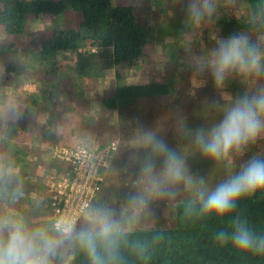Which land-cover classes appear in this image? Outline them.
<instances>
[{"label": "clouds", "instance_id": "obj_1", "mask_svg": "<svg viewBox=\"0 0 264 264\" xmlns=\"http://www.w3.org/2000/svg\"><path fill=\"white\" fill-rule=\"evenodd\" d=\"M187 20L199 25L213 17L217 8L212 0H186ZM264 17V7L260 10ZM252 31H236L216 42L207 58L197 65V72L209 74L217 89H224L233 79H264V19L253 22ZM227 103L212 101L219 118L205 127L185 126L183 135L190 144L214 165H229L228 174L213 186L203 178L194 177L184 158L166 139L145 133L143 153L133 152L130 160L139 161V169L148 178L147 194L139 192L128 197L134 207L147 208L149 198L175 199L177 186L191 192L182 202V215L187 220L223 218L235 213L241 200L264 192V155L255 152L243 163L246 153L264 141V84L238 96H226ZM10 177L11 172L7 173ZM19 195V190H17ZM92 223L75 235L87 254L90 264H117L121 230L107 208L91 211ZM75 226L57 229L33 228L24 220L0 217V264H53L66 240L71 241ZM219 245L231 244L238 252L264 255V232L249 221L235 215L231 230L214 233Z\"/></svg>", "mask_w": 264, "mask_h": 264}, {"label": "rangeland", "instance_id": "obj_2", "mask_svg": "<svg viewBox=\"0 0 264 264\" xmlns=\"http://www.w3.org/2000/svg\"><path fill=\"white\" fill-rule=\"evenodd\" d=\"M149 2H151V0H149ZM212 2L217 8L216 14L211 18H205L199 25H194L187 20V7H185L186 0H166V2L165 0H161V5L157 6V9L155 8V10L149 14V20L157 24H153L149 27L150 32H158L157 35L161 33L158 38L163 37L165 34L167 37L159 39V42H156V46H154L151 56L143 53L142 56L133 63V66H136L139 62L143 61V65L147 68L148 74L146 75L142 71V73H139L138 71L137 76L135 73L132 74L133 70H135L132 65L113 68L115 69V72H119L121 77L123 76L124 81L130 82L128 84L133 82L136 83L137 81L140 83L149 82L151 80L149 76H151V78L154 77L155 79H170L174 85L172 88L173 90L180 89V92L188 93L190 96L188 101H180L179 104L175 105L176 108L173 109V111L167 112L166 115L163 116H157L155 118V123L150 121L154 117H149L144 114L147 113L145 112L146 110L143 112L138 110L133 111L134 115L129 118V115H127L129 113L127 112L121 114L117 111L111 112L106 110L103 106H101V100V104H99L100 109L98 114L96 113L97 118L94 119L92 117L89 122V125L95 124L98 126L97 129L99 133H90L89 130L87 131V136L85 135L83 140L78 141L73 145L88 144V146H92V142L96 143L97 141H102L108 143L113 141L116 144V150L112 156V162H108V165L105 168L99 170V174L102 176L100 188L95 193L85 215L75 222V233L73 234V237L82 228L89 226L92 223L91 211L94 208L109 209L113 214L112 218L117 222L120 230H132L140 227L166 228L174 225L176 205L191 198V192L185 190L183 186H177V195L175 199L149 198L147 208L134 207L129 203L128 197L130 195L139 192H145L147 194L148 178L141 174L139 161L130 160V156L133 152H135L137 156L142 155L143 149L141 144L145 133L147 132H151L154 135L166 139L167 142L184 158L189 172L196 178L203 177L208 182L209 186L215 185L228 174L229 165H214L212 161L205 159L198 152V150L190 144L189 139L184 137L182 129L185 126L191 128L205 127L209 123L214 122L219 118V112L211 107L212 101H219L222 105L226 104V96L241 95L245 89H252L256 87L257 83L264 84V79H261L260 81H244L237 78L229 81L224 89H217L214 86L212 78L209 74H200L197 72V65L207 58L208 53L216 46V42L222 38H218L219 36L217 37L214 35V31H211L212 29L203 34L205 25H207V23L212 24L223 14L238 16L241 13H246L244 4L241 5L238 0H212ZM146 10H148V8H146ZM159 11L164 14L166 12V14L170 16L168 17V23L170 24L169 28H165L166 26L163 27L162 23L164 22H161L160 20L163 14L161 15ZM147 13L148 11L140 13L141 17L145 18ZM79 18L80 15L78 13H73L67 9L64 10V13L60 17H53L52 15H49L44 22L42 20V24L37 25V29H39L40 32L34 31L35 39L29 44L30 49L35 47L37 50L39 48L40 42L47 39L50 34V30L54 28L55 23H59V26H73ZM34 19L38 22L41 21L40 17H35ZM30 20L27 21V28L25 32L31 31V22L33 21L30 22ZM41 25L45 26L41 27ZM181 25H183V27ZM252 32L254 35V31ZM22 36L23 35L19 36V39ZM160 42H162V44ZM86 50L93 52L96 48L87 47ZM68 53L70 54V59L68 61L71 64L74 63L76 68L74 71L66 70L64 73H72L75 77V75H79L77 71V66L79 68L77 58L73 52ZM68 53H62L60 60L65 59L67 55H69ZM160 61L162 64H160ZM38 65L39 67L42 66L37 61L34 67L37 78H40L41 75L42 80L54 79L53 76L55 75L45 76L42 70L41 72L36 70L39 68ZM71 68L72 67H70V69ZM57 70L58 69H56V71ZM142 78H146L145 80L149 81L142 80ZM49 93L55 94L53 92ZM110 93V89L106 91L102 89V92H100L102 97L107 96ZM32 97L33 96L30 98ZM37 97H39V95L36 96V99ZM99 102L100 100H96V102L92 103V105H97ZM65 113L66 112L60 111L59 117L63 116ZM138 114L140 115L138 116ZM91 115L93 116V114ZM20 125L21 124L19 123L16 124L15 129H17ZM12 132L13 130H8L7 133L2 134V131L0 130V136L9 138L10 133L11 136H13L14 133ZM38 137L39 139L37 140L44 139L43 134ZM32 141L34 144L36 140L32 139ZM132 141L133 143H131ZM34 146V149L30 150L32 154H35L36 152V145ZM65 147L70 148L73 146L65 145ZM0 148H2V146H0ZM56 151L58 152V150ZM57 152L54 154L57 155ZM255 152H258V154L264 152V141L258 143L255 148L246 153L244 157L237 161V163H243V161L249 159ZM57 156L56 158L59 164L64 162V160ZM4 162L5 161L0 162L1 169L7 168L8 162L5 163L6 166L4 165ZM14 162H18V160ZM26 162H30L28 158ZM45 162L57 161L45 160ZM23 164L21 165L22 167H24ZM12 168V172H17L18 167L13 166ZM65 168L66 164L64 166L62 165L54 177H50V174L46 175V180L43 182L39 177V172L38 174H35L37 168L31 164L28 169L30 170L32 176H30V180L27 181L28 183H26L25 187H31L38 190V193L35 194L31 192L28 195L25 193L24 196L28 201H30L29 199H32L33 204L37 201H39V203H41V201L43 202L41 207H37L40 214H36V211H34L33 218L30 217V212H28L27 215L23 214L24 212H22V210L20 211V200L19 198H15L11 203L7 201L0 202V217H8L13 220H24L33 228H46L50 233L55 234L57 229L53 226L52 217L47 220V222L45 221V217L48 215L47 212H49L52 216L51 208L49 207L48 187L52 180ZM3 169L0 172H2ZM32 172H34V174ZM68 174L70 176V171ZM24 207H27V202L24 203L23 208ZM27 216L32 218V221ZM47 226H49V228ZM71 242L72 240H66L64 242L59 249V254L61 256L60 258L58 257L59 259L63 257V260L54 258L53 264H70V261L67 260V255L71 256V249L69 251V248H71Z\"/></svg>", "mask_w": 264, "mask_h": 264}, {"label": "trees", "instance_id": "obj_3", "mask_svg": "<svg viewBox=\"0 0 264 264\" xmlns=\"http://www.w3.org/2000/svg\"><path fill=\"white\" fill-rule=\"evenodd\" d=\"M238 1L244 4L246 13L237 17L223 14L216 19L222 38L236 31H254L253 22L264 19L259 11L264 7V0ZM66 9L78 13L80 18L73 26L54 28L53 35L40 42L36 58L45 76L56 72L57 63L62 53L66 52L75 54L79 65L77 71L85 78L97 76L106 68L133 66L142 56L146 43L150 42V27L142 22L144 19L136 8L129 4L114 5L111 0H0V26L3 27L5 38L19 37L25 32L30 16L39 17L46 13L60 17ZM87 47H95L98 52H90L86 50ZM100 57L103 60L96 65L97 71L87 72ZM173 87L170 79L165 82L128 84L116 71L115 85L109 95L101 98L102 105L106 110L121 114L146 110L147 113L166 115L180 101H188L190 96L180 92V89L173 90ZM157 116L150 121L155 123ZM47 122L50 123L49 120ZM7 143L8 138L0 136V146L4 150ZM34 145L32 142V149ZM260 154L264 155V152ZM56 156L49 148L42 150L36 147L35 154L29 153L30 162H25L24 167L19 166L15 173L9 164L11 157L2 158L8 163L0 179V202L11 203L13 199L19 198L20 211L24 212V203L33 202L29 198L30 201L26 200L24 194L38 193V190L25 187L32 176L28 167L31 164L34 167L44 165L45 160H56L48 163L49 174L59 169ZM9 172L10 177L7 175ZM35 174H38L37 171ZM181 204L175 207L174 225L171 227L121 230L117 264H264V255L241 253L231 244L219 245L214 240L216 231L231 230L235 215L246 218L256 230L264 232V192L241 200L236 212L223 218L187 220L182 215ZM70 261L71 264H90L75 236L71 242Z\"/></svg>", "mask_w": 264, "mask_h": 264}, {"label": "crops", "instance_id": "obj_4", "mask_svg": "<svg viewBox=\"0 0 264 264\" xmlns=\"http://www.w3.org/2000/svg\"><path fill=\"white\" fill-rule=\"evenodd\" d=\"M111 1L114 5H132L136 8L139 14L148 11V13L145 15L146 17H142L144 19V21L142 22L146 23L148 26L157 24L149 20V14L150 12H153L155 8L157 9V6L161 5V0H151V2H149V0ZM146 8H148V10H146ZM159 13L161 15L163 14L160 19L161 22H164L162 23L163 27L166 26V28H169L170 24L168 23V17L170 16L166 14V12V15L164 13H161L160 11ZM49 15L50 14L44 13L39 16L41 19V23L34 19L35 17L30 16V22L33 21L35 23L31 22V31L24 32L22 34L23 38L21 37L20 39L17 36H9L8 38H5L3 27L0 26V130L2 131V134L7 133L8 130H13L12 133H14L13 136H11L10 133L6 149L4 150L3 147L0 148V162L3 161L2 158H5V156L11 157V162L9 164L15 167H19L26 162L29 156V152L32 149V139L35 140L36 137L42 134L44 136V139L36 140L34 142L36 147L42 150L49 148L53 153H55L57 152L56 150H58V146H74V143L83 140L85 135L87 136V131L89 130L90 133H99L97 129L98 126L95 124L89 125V122L92 117L94 119L97 118L96 113L98 114V111L100 109L99 104H101L102 98L100 92H102V89H104L105 91L109 89L111 90V88H113L115 85V69L113 68H106L101 74L97 73V76H93L91 78L89 77L90 79L83 77V75L79 76L77 74L74 77L72 73L65 74L64 72L66 70L74 71L76 68V65L74 63L71 64L68 61L70 59V54L68 52L66 53H68L69 55H67L65 59L60 60L57 63L58 70L55 72L56 74H53L55 75L53 76L54 79L42 80L41 75L40 78H37L34 67L38 61L35 54L37 53L38 49L36 50L35 47L30 49L29 44L32 40L35 39L34 31L40 32V30L37 29V25L42 24V20L44 22ZM44 26L45 25H41V27ZM61 27L64 26H59V23H55L54 28ZM54 28L50 30V34L47 38H50L53 35ZM210 30L214 31V35H216L217 37L219 36L218 38L221 37L219 28L216 24V20L212 24L207 23V25H205L203 34L207 33ZM157 33L158 32H150L149 29L150 42H147L144 46L143 53L151 56L154 46H156V42H159V39L167 37V35L165 34L163 37L158 38L161 33H159V35H157ZM160 43L162 44V42ZM95 52H98V49H96ZM101 58L102 57H100L99 59L97 58L96 63H93V65L87 72H96V65L98 64V62L100 63L101 60H103V58ZM143 64L144 62L141 61L138 65L133 66V69L135 70H133L132 74L135 73L137 76L139 71V73L143 72L147 75V68ZM160 64H162L161 61ZM70 67L72 68L70 69ZM36 70L40 72L41 70L43 71L42 66H40ZM149 77L151 79L150 81L154 82L166 81L163 79H155L154 77L151 78V76ZM121 78L124 81L123 76ZM145 79L146 78H142V80ZM124 82L130 83L127 81ZM136 83L140 82L137 81ZM136 83L133 82L131 84ZM49 92H53L55 94ZM37 95H39V97H37L36 99ZM31 96L33 97L30 98ZM96 100H100V102L97 105H92V103L96 102ZM45 102L47 103V105ZM60 111L66 113L63 116L59 117ZM91 114H93V116ZM144 114L149 117H155L156 115H165V113L159 114L157 112ZM127 115H129L130 118L134 114L133 112H129V114ZM139 115L140 114H138V116ZM47 120H49L50 123L47 122ZM18 123L21 125L17 127V129H15L16 124ZM105 143L106 142L102 141H97L96 143L92 142V146H101ZM131 143H133V141ZM113 155L114 152L112 156ZM112 156L109 162H112ZM17 160L18 162H14ZM5 163L6 162H4V165L6 166ZM48 163L49 162H45L44 165H36V168L38 170L36 171L37 173L39 172V177L43 182L46 180L45 176L48 175ZM62 165L64 166L65 162H61L58 168L62 167ZM2 169L0 168V171ZM58 171L59 170L56 169L51 171L49 173L50 177H54L58 173ZM3 172L4 171L0 172V179L3 176ZM41 204H43L42 201L41 203L37 201L34 204L33 202L27 203V207H24L23 214L27 215L28 212H30V217L33 218V212L36 211V214H38L39 210H37V207H41ZM47 213L48 215L47 217H45L46 222L51 218L49 212ZM32 218H30L31 221ZM47 227L49 228V226ZM70 249L71 248H69V251ZM60 256L61 255L58 251V254L55 258L58 260H63V257L59 259ZM70 257V255H67V260L70 261ZM69 263L71 264V261Z\"/></svg>", "mask_w": 264, "mask_h": 264}, {"label": "built area", "instance_id": "obj_5", "mask_svg": "<svg viewBox=\"0 0 264 264\" xmlns=\"http://www.w3.org/2000/svg\"><path fill=\"white\" fill-rule=\"evenodd\" d=\"M115 150L116 144L113 141L101 146H59L57 154L64 160L66 168L48 187L49 207L55 229L71 227L86 213L100 188L102 177L99 170L108 165Z\"/></svg>", "mask_w": 264, "mask_h": 264}]
</instances>
